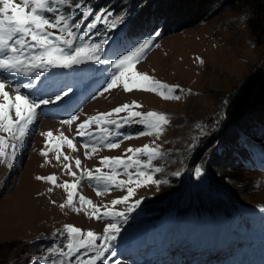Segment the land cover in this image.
Masks as SVG:
<instances>
[{
  "label": "rangeland",
  "instance_id": "1",
  "mask_svg": "<svg viewBox=\"0 0 264 264\" xmlns=\"http://www.w3.org/2000/svg\"><path fill=\"white\" fill-rule=\"evenodd\" d=\"M69 1H73V4L78 2V0ZM106 1L111 4L116 0ZM13 2L19 4L21 0H13ZM156 5L159 6L158 12ZM144 9L149 13L146 14L147 23L153 18H164V14L167 22L177 26V29L170 27V33L153 43L134 66L133 71L147 74L153 80L169 87L178 86L184 90L183 93H177L181 94V99L165 100L157 93L134 87L130 91H125L121 83L100 95L101 97L98 96L99 101L94 99L86 107L84 106L85 109L79 120L73 122L71 126L50 120L42 121L39 124L40 130L30 139L25 154L21 156L22 165L17 173L10 172L8 159L0 157V182L3 179L8 180L5 187L0 188V264H22V262L26 264L32 258L34 261L40 254H53L51 249L58 248L60 244L56 243L49 249H44L37 248V243L45 236L53 238L56 233L57 237L64 236L67 233L66 229H63L65 225L103 234V228L107 223H123L122 226L118 224L121 232L117 238H131L133 244L139 243L146 233H150L155 240L161 226L169 230L172 227H179L180 223L172 218L173 209L170 207L174 204L169 203L178 193V184L183 183L182 171L186 162L190 160L191 148L194 149L197 143H204L207 140L206 134L209 132L211 135L214 131L217 135L214 138L220 140L215 148L221 147L224 141L228 142L233 136L236 137L237 132H243L245 137L252 139L244 132L246 127L244 125L249 124L254 118L260 120L264 118V92L261 95L264 90V40L261 42L255 33L253 34L257 24L251 20L252 15L243 22L236 19L242 10L248 9L237 6V10H232L227 2L215 3L205 8L201 0H148ZM114 25L116 26V23ZM255 91L260 92L259 101L263 103L254 106L238 121L231 120L233 117L227 116V112L237 96L245 92L246 104L252 105L256 97L252 96ZM125 104L131 106L125 112L117 114L113 111L116 107ZM247 110L250 108H244L243 112ZM129 111H138L142 114L154 111L165 115L167 123L161 125L162 130L159 135L153 133L139 136L136 133L132 134L130 139L117 140L120 146L116 149L106 148L92 154L82 153L78 149L74 156L81 161L82 167H86V170L92 171L94 175L97 168L101 173L111 174V169L101 163L104 158L107 157L109 160L120 158L127 163H133L128 160V157H133V160L138 159L146 163L148 157L145 154L133 156V152H129L128 149L135 150L147 145L150 149H158L160 153L152 161L151 167L145 169L150 172L153 181H160L159 184L153 182L140 187L126 184L124 188L113 187L97 196L96 190L103 191L102 188L87 179L74 197V205L80 208V211H74L66 204L68 190L36 179L37 176L54 174L59 175V185L73 183L79 175L75 167V159L69 158L66 162L59 155L49 154L46 159L40 154V149L47 151L48 143L59 138L61 133L72 136L78 132L76 125L84 122L89 116L113 112V119L120 121L127 117ZM132 119L138 121L140 118ZM220 123L227 125L229 129L225 131V127L222 131H217ZM136 124L139 123L126 125V128L134 132L137 129ZM253 125L251 123L249 127ZM233 127L238 128L232 131ZM145 130L144 127L143 131ZM49 131L53 133L52 137L42 135ZM64 162L69 164V169L63 168ZM136 168L137 165L133 164L128 172L134 174ZM155 168H159L160 171H153ZM117 171L120 173L117 180L128 179V174L122 168ZM208 172L216 174L213 167H210ZM234 174L238 178L240 191H234L232 182L235 181L225 176L224 186H227L229 191L228 193L219 191L220 194L221 192L227 194L228 200L237 195L244 204L264 207V176L250 167L236 169ZM221 176L216 174V178ZM128 187L135 189L134 195L126 203L113 206L111 201L126 195ZM49 188L52 189L51 192L48 191ZM79 195L91 200L92 205L101 212H124L128 216L127 222L120 221L119 217L96 219L93 215L95 209L92 206L79 204ZM136 200H140L141 203L128 213L127 208L133 206ZM61 204H65V207L61 208ZM150 204L170 207L165 211L144 209ZM212 204L204 206L209 208ZM18 210L20 215H17ZM130 219L135 221L131 222ZM155 220L162 223L149 228L150 221ZM8 221H10L9 225H7ZM255 227V224L241 225L239 221H235L233 225L234 233H240L249 240V243L253 241ZM234 237L230 232L224 231L221 242ZM67 242V239L62 240L64 244ZM116 246L117 249L122 247L118 244ZM245 248L249 249V246Z\"/></svg>",
  "mask_w": 264,
  "mask_h": 264
},
{
  "label": "snow or ice",
  "instance_id": "2",
  "mask_svg": "<svg viewBox=\"0 0 264 264\" xmlns=\"http://www.w3.org/2000/svg\"><path fill=\"white\" fill-rule=\"evenodd\" d=\"M0 96L3 97V103H0V132L11 133V139L15 141L11 147V154L8 155L5 148V141L0 138V157H6L9 161L8 168L11 169L13 161L18 155L19 149L23 146L25 137L30 132V126L33 125L37 119L38 109L41 106H47L56 104L63 101L69 96L72 91L71 88L62 90L59 94L44 98H30L29 95L24 94L22 90H28L36 88V81L40 79L42 75L48 72L49 68L52 69H72L75 65H81L86 61H91L95 64H110L112 70L110 80L107 82L103 91L100 93L103 95L110 89L116 88L119 84H123L125 91H130L131 88H139L144 91L157 93L165 100L181 99V94L184 90L178 86L169 87L165 84L155 81L147 74H140L133 71L134 66L142 58L146 50L153 45V41L156 36L150 39L144 40L142 43L128 51L126 54L121 55L118 59L108 61L101 58V53L104 51L103 45L100 43L83 42V38L89 35L88 29L94 27L93 24H89L88 28L83 31L82 36H77V33L72 29L79 31L81 29L80 22L73 21L72 14H65L61 11L65 5L69 8H74L83 11L85 17L90 14L88 7H83L82 3H74L69 5V0H21V3H14L13 0H0ZM9 13H11L9 15ZM96 20H100L101 17L97 15ZM48 29H57L59 35H54L53 32ZM82 41V42H77ZM23 76L28 77L27 83H13L11 79H6V76ZM6 88H11L14 95H11ZM95 98V97H93ZM131 106L125 104L121 107H116L113 111L115 113H122L128 110ZM138 107V105H137ZM14 110L15 119L12 118L10 113ZM112 112L102 113L97 116L90 117L88 120L78 125V134L80 137H92L91 132L86 133V129L92 125H114L115 131H110L108 127H103V134L98 137L100 144H103L109 149H116L120 146L119 142H107L109 136H122L120 129L124 125H130L132 123H139L144 125L145 131L139 132L137 135H152L153 133L159 135L161 132V125L167 123V118L163 114H158L154 111H148L146 114H142L138 111H129L127 117L117 121L113 119H106L112 116ZM139 117L138 121L132 118ZM78 119L76 114H73L68 119H63L60 122L65 125L71 126L73 122ZM46 137H52L51 131L42 133ZM131 136L123 135L122 139H130ZM63 143H66L69 148L73 147V141L68 139L61 133L58 138ZM89 144H84L85 148H88ZM98 149L95 146H91V151L94 153ZM129 152H133V156L143 153L148 157L146 163L140 160H133V157H128L129 161L133 163H127L120 158H113L109 160L107 157L101 161V163L111 169V174L101 173L100 169L95 170V175L92 171L84 170V175L87 176L89 181H94L96 186H100L103 191L96 190V195H102L108 192L111 188H124L126 184H135L136 187H140L148 183H157L160 181H153V177L149 171L152 161L160 155L158 149H150L147 145L143 148H137L135 150L128 149ZM47 152L42 151V155L47 156ZM59 159V157H57ZM65 160L69 157L65 156ZM75 164L77 168L80 167L81 161L76 159ZM137 165L135 173L128 172V169ZM67 168L68 166L65 165ZM122 168L125 173L128 174L127 180H117V176L120 173L117 169ZM155 172H159V168L153 169ZM196 175L201 174V169L196 168ZM75 175V173H70ZM179 175V173H175ZM83 178V177H82ZM37 180H46L51 182L57 187H63L68 190L67 206H71L74 211H80V208L75 207L74 197L77 195V188L80 183L77 180L75 183H65L63 185L57 184V177L55 175H48L46 177L37 176ZM52 191L51 188L48 189ZM135 189L133 187L127 188V194L121 199H115L111 201L113 206L126 203L133 195ZM140 200H136L135 204L127 208V212L131 213L134 207L139 206ZM79 204L81 206L90 205L95 211L93 215L98 220L107 218L116 219L120 218V221L126 223L128 216L124 212L104 211L101 212L99 208L92 205V201L85 198L83 195H79ZM65 204H61V208H64ZM67 232V251H62L57 248H52L53 254L58 253L60 257L71 258L76 253L84 250L85 254L94 253L88 259H82L77 256L76 260L78 264H97V261H103L106 264L108 259H111L116 255L114 249V242L117 236L121 232V227L118 223H107L103 228L102 236H98L92 231L82 233L80 228L65 225ZM100 241L97 244V241ZM106 254H108L106 256ZM56 264V261H53ZM115 264H120L117 260Z\"/></svg>",
  "mask_w": 264,
  "mask_h": 264
},
{
  "label": "trees",
  "instance_id": "3",
  "mask_svg": "<svg viewBox=\"0 0 264 264\" xmlns=\"http://www.w3.org/2000/svg\"><path fill=\"white\" fill-rule=\"evenodd\" d=\"M202 2H204L205 8L209 7L210 5H214L215 3H224L227 2L230 6V8L232 10H237L236 7L240 6L241 8L244 7L248 10L251 11L252 13V18L251 20H253L257 25H255V29L253 30V34L255 33V35L259 38V40L262 42L264 40V0H201ZM135 3L137 2V0L134 1ZM139 4H143L146 5L147 1L146 0H142L141 3ZM156 11L158 12L159 6L156 5ZM162 12V11H160ZM146 14L147 13L146 9H140L137 14H136V18L134 21L133 26H135L136 28H140L142 26H149V24L146 21ZM153 15V11L151 12V16ZM164 20H163V26H164V30L165 32H167V30L169 31V28H175L177 29V26L173 25L172 23L169 24V22H167V17L166 15L163 14ZM207 17V16H206ZM254 23V24H255ZM175 31V30H174ZM261 88V87H260ZM264 89V87H263ZM258 90V89H256ZM264 90L262 91L261 95L263 94ZM260 95L259 91H255V93L252 96H256L254 101L252 102V105L246 104L245 101H247V96L245 94V92L240 93L237 98L236 101L234 100L233 105L231 106L230 110L227 112V116L230 115L233 118L231 120H235L238 121L240 118H242L244 115H246L247 113H249L254 106H256L257 104L261 105L263 102L259 101L258 97ZM261 100V99H260ZM264 105V104H263ZM244 108H250V110H247L245 113L243 112ZM263 108V107H262ZM263 112H264V108H263ZM235 123V122H234ZM253 123V124H257L260 123L261 125H264V118H262V120L258 119V118H254L251 122L246 123L244 126H246L244 128V130H248L249 129V125ZM226 127V128H225ZM225 128V131H227L229 129V127L227 125H223L222 123L219 124L217 131H222ZM238 128V127H237ZM237 128H232V131H235ZM231 131V129H230ZM231 131V132H232ZM215 133V132H214ZM216 133L214 136L208 137L207 140L200 144L195 151L192 154L191 160H190V164L191 165H197V164H203L204 161H206V158L211 156V163L213 165L214 170L221 176V178H219L222 181H225L224 178L225 176H228V178L230 180H233L235 182H232V184H234V191H240V187H238V183H237V179L236 175L234 174V171H236V169H243L242 167H240L239 165H236V163L234 162V159L231 158L230 156H223V155H218L216 150H215V141L216 139L214 137H216ZM235 141V136H233L232 139H230L228 142H230L232 145ZM236 194V193H235ZM234 194V195H235ZM236 199L238 201H240L237 198V195L235 196Z\"/></svg>",
  "mask_w": 264,
  "mask_h": 264
},
{
  "label": "clouds",
  "instance_id": "4",
  "mask_svg": "<svg viewBox=\"0 0 264 264\" xmlns=\"http://www.w3.org/2000/svg\"><path fill=\"white\" fill-rule=\"evenodd\" d=\"M252 13L250 10H242L238 16H237V20L240 22L246 21L247 19H249L251 17Z\"/></svg>",
  "mask_w": 264,
  "mask_h": 264
},
{
  "label": "bare ground",
  "instance_id": "5",
  "mask_svg": "<svg viewBox=\"0 0 264 264\" xmlns=\"http://www.w3.org/2000/svg\"><path fill=\"white\" fill-rule=\"evenodd\" d=\"M145 60H146V59H145ZM6 90L9 91L10 94L12 95V92H11L8 88H6ZM100 97H101V96H100ZM100 97H99V98H100ZM99 98H98V96H97V97L95 98V101H99ZM95 101H94V102H95ZM94 102H93V103H94ZM79 111H80V110H79ZM26 187H27V186H26ZM27 188H29V187H27ZM30 197H31V196H30ZM17 215H20V210L17 211ZM15 219L18 220L16 217H15ZM9 222H10V221L7 222V225H9ZM7 230L9 231V229H7ZM8 233H9V232H8Z\"/></svg>",
  "mask_w": 264,
  "mask_h": 264
}]
</instances>
